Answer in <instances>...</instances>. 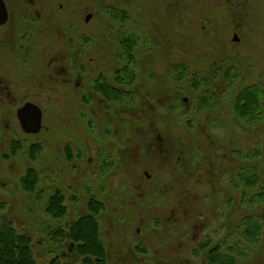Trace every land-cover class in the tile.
<instances>
[{
  "label": "rangeland",
  "instance_id": "obj_1",
  "mask_svg": "<svg viewBox=\"0 0 264 264\" xmlns=\"http://www.w3.org/2000/svg\"><path fill=\"white\" fill-rule=\"evenodd\" d=\"M73 3L8 0L0 232L28 236L36 264H82L67 235L83 220L102 264H264V0ZM26 104L43 111L38 135L20 126Z\"/></svg>",
  "mask_w": 264,
  "mask_h": 264
},
{
  "label": "trees",
  "instance_id": "obj_2",
  "mask_svg": "<svg viewBox=\"0 0 264 264\" xmlns=\"http://www.w3.org/2000/svg\"><path fill=\"white\" fill-rule=\"evenodd\" d=\"M262 90L257 86L248 88L244 93L241 94L239 102L240 107L237 109L242 114L252 113L251 107L255 99H258L262 94ZM264 97V95H263ZM244 103V105H242ZM253 170L250 171H241V177L245 178L246 186L257 187L258 183L256 180L248 181L250 179V173H253ZM24 186L26 192L34 193L38 177L30 173L28 178L24 181ZM256 185V186H255ZM261 199L264 196L261 194L259 196ZM54 202L51 203L52 209L49 213H52L54 219L60 218L61 213V201L53 199ZM254 203L252 200L248 204ZM94 223H87L86 221H81L78 224L72 225L69 228V233L67 235L68 239L71 241V245L74 248L73 253L78 257L83 258L82 264H102L104 260V255L106 248L99 237H97V230L94 228ZM262 224L255 222L251 225L250 230L245 234L247 239L250 242L255 241L261 234ZM30 239L27 237H17V235L8 232H0V264H36L31 247L29 246ZM69 256V255H68ZM70 257V256H69ZM224 259L223 264H236L234 260ZM94 259L95 261L93 262ZM218 256H215L214 253L211 254L209 264H217ZM50 264H61L59 259L52 261Z\"/></svg>",
  "mask_w": 264,
  "mask_h": 264
},
{
  "label": "water",
  "instance_id": "obj_3",
  "mask_svg": "<svg viewBox=\"0 0 264 264\" xmlns=\"http://www.w3.org/2000/svg\"><path fill=\"white\" fill-rule=\"evenodd\" d=\"M91 17L87 18L89 22ZM7 11L3 0H0V27L7 23ZM235 41H238L237 39ZM18 119L26 134L37 135L42 130L43 113L41 109L33 104H27L18 111Z\"/></svg>",
  "mask_w": 264,
  "mask_h": 264
},
{
  "label": "flooded vegetation",
  "instance_id": "obj_4",
  "mask_svg": "<svg viewBox=\"0 0 264 264\" xmlns=\"http://www.w3.org/2000/svg\"><path fill=\"white\" fill-rule=\"evenodd\" d=\"M3 3H4V5H5V9H6V11H7V17H8V20H7V23L4 25V26H2V27H0V28H4L8 23H9V21L11 20V15H12V10H11V7L9 8V5H8V0H3ZM31 4H34V0H31ZM72 4L74 5V3H73V0H66V9H68L69 8V11L71 10V6H72ZM62 8V7H61ZM65 9V10H66ZM0 84H3V82L0 80Z\"/></svg>",
  "mask_w": 264,
  "mask_h": 264
}]
</instances>
